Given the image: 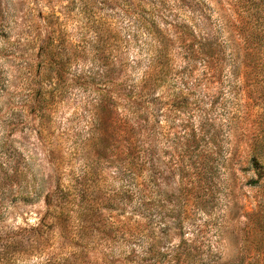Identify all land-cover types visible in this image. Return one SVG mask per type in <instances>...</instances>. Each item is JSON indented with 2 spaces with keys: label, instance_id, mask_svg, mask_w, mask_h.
I'll return each mask as SVG.
<instances>
[{
  "label": "rangeland",
  "instance_id": "obj_1",
  "mask_svg": "<svg viewBox=\"0 0 264 264\" xmlns=\"http://www.w3.org/2000/svg\"><path fill=\"white\" fill-rule=\"evenodd\" d=\"M253 157L264 0H0V264H264Z\"/></svg>",
  "mask_w": 264,
  "mask_h": 264
},
{
  "label": "trees",
  "instance_id": "obj_2",
  "mask_svg": "<svg viewBox=\"0 0 264 264\" xmlns=\"http://www.w3.org/2000/svg\"><path fill=\"white\" fill-rule=\"evenodd\" d=\"M149 35L154 36L156 34V29L154 27H150L149 28ZM63 68H57V74L58 77H61L63 75ZM151 75H147V78L150 77ZM144 134H146V136L149 139V143L147 145V147L144 148V152H142V156L144 157V159L147 160L149 166V172L154 176L155 172H153L156 167H157V162L155 163V156H154V149H155V142H157L158 139V133L155 132L153 133V131H148L145 130ZM173 139L172 141H169V147L172 149V154L171 156L173 157L174 161H173V165H172V170L174 174H178L180 175V180H179V185L177 186V191L175 190L174 192L179 194V201H183V205L186 208V123H182L180 125V130L173 132ZM151 134V136H150ZM249 165L251 166V169L253 170L255 176L257 177V179L255 180V182H259L261 179H264V161L263 159H259L258 157H253V159H251V161L249 162ZM72 190L69 189L68 193L70 194ZM65 191H63L61 189V193H64ZM57 193H60V189L58 191H55V194L57 195ZM54 194V195H55ZM69 196V195H68ZM74 195H70L69 198H73ZM79 198V196H75V202L76 200ZM47 201L50 203L51 202V195L47 196ZM48 203V204H49ZM77 207L79 208L76 212H73L71 214L76 215V218L78 220H82L83 222L85 221V218L87 215V211H88V204L83 205L82 202L81 203H76ZM182 213L184 214L183 216H179L177 218V221L175 222V226L177 227V229H179L180 234L185 235V222H186V209H184L182 211ZM70 216V213H69ZM69 218H64V221L66 223V228L69 224ZM43 222V221H42ZM149 239H147V241L144 243L146 246V250L143 254L144 258L143 260H147V261H153L155 260L157 257H159L161 254L160 253H156L154 251V247L155 245H157V239H155L152 236H148ZM150 240V241H149ZM184 241H182V244L179 245V247H182L180 249H185L186 251V238L183 239ZM159 242V241H158ZM184 247V248H183ZM184 251V252H185Z\"/></svg>",
  "mask_w": 264,
  "mask_h": 264
}]
</instances>
